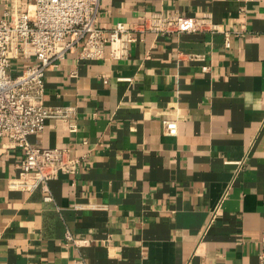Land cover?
<instances>
[{"label": "crops", "instance_id": "crops-1", "mask_svg": "<svg viewBox=\"0 0 264 264\" xmlns=\"http://www.w3.org/2000/svg\"><path fill=\"white\" fill-rule=\"evenodd\" d=\"M174 12H209L219 31L135 32L122 58L73 52L45 71L44 103L74 113L29 139L79 163L45 202L9 188L21 152L0 138V264H258L264 2L105 0L95 24ZM66 230L90 242L77 250Z\"/></svg>", "mask_w": 264, "mask_h": 264}, {"label": "built area", "instance_id": "built-area-1", "mask_svg": "<svg viewBox=\"0 0 264 264\" xmlns=\"http://www.w3.org/2000/svg\"><path fill=\"white\" fill-rule=\"evenodd\" d=\"M103 1L0 0V138H5V146L21 152L17 174L9 180L11 189L40 190L43 201L52 202L49 182L77 170L79 160L69 148L43 147L29 139L42 130L46 119L64 121L73 116L74 107L43 101L45 71L58 60L73 52L77 60L122 58L127 45L138 39L135 32L219 31L209 12L191 16L152 13L132 26L116 22L109 28L98 27L95 21ZM69 128L74 130V125ZM65 242L79 250L90 240L66 230ZM258 246V264H264V230ZM65 264L91 263L79 253Z\"/></svg>", "mask_w": 264, "mask_h": 264}]
</instances>
